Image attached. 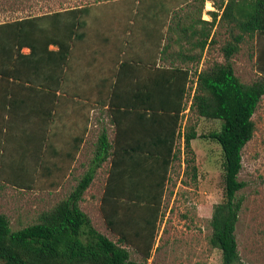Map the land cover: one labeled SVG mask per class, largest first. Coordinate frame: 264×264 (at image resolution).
I'll return each instance as SVG.
<instances>
[{"label":"crops","instance_id":"0c3cea01","mask_svg":"<svg viewBox=\"0 0 264 264\" xmlns=\"http://www.w3.org/2000/svg\"><path fill=\"white\" fill-rule=\"evenodd\" d=\"M147 1L150 0L142 3L146 5ZM192 1L186 4L192 6ZM136 5L132 6L135 13L120 18L117 23L114 18H94L97 32L91 35L88 30L85 39L75 43L66 79L64 70L58 71L57 67L47 70L45 67L40 68V82L0 81V155L5 157L13 152L12 146H29L31 151L38 146L44 178L56 193L66 194L69 181L72 185L78 182L74 181L78 176H73V171L79 168L82 173L85 159L93 153L84 177L93 166L100 137L106 134L114 157L108 158L96 171L91 185L97 172L103 169L101 209L106 217H113L118 222L122 219L124 225L120 226L125 229L121 230L130 232L142 231V228L140 224L131 226L126 221L131 218L141 220L144 216L143 210L128 212L127 200L131 194L154 200L162 194L160 184L165 175L164 161L169 156V145L161 139L165 134L173 133L175 124L174 113L161 110L151 113L149 109L145 113L144 108L153 105L176 108L180 101L166 97L147 101L138 86L146 83L155 66L188 69V95H195L199 74L206 68L202 59L191 58L202 54L194 44L202 41V31L207 27L205 22H209L205 16L211 12L206 7L207 0L205 11H202L204 17L201 14L178 19L159 18L151 13L143 15V4L137 2ZM180 35L183 36L179 38ZM49 50L57 51L58 48L51 45ZM23 53L28 55L29 52ZM125 61L132 65L122 67ZM235 74L239 78L236 71ZM115 89H118V98L113 104ZM262 100L264 120V96ZM189 102L187 110L180 115L179 137L171 155L162 200L166 199L173 184L174 170L183 164L177 144L182 134L185 135L182 133L185 131L183 118L191 111L193 101ZM257 112L258 109L254 121ZM24 135L31 138L29 142L23 139ZM153 152L161 155H152ZM90 193L91 187L80 202L81 209L87 200L96 201L92 195L88 196Z\"/></svg>","mask_w":264,"mask_h":264},{"label":"trees","instance_id":"16d2710c","mask_svg":"<svg viewBox=\"0 0 264 264\" xmlns=\"http://www.w3.org/2000/svg\"><path fill=\"white\" fill-rule=\"evenodd\" d=\"M96 1L88 0L70 9L0 25V79L31 81L26 77L24 66L33 70L31 75L36 78H39L40 68L54 70L57 67L64 70L71 55V43L73 40L82 41L86 37V32L78 31L86 27L87 23L83 17L89 15L90 6L96 4ZM144 1L146 0H138V3ZM186 2L189 0L177 3L171 0H152L151 6L154 4L156 6L154 9L145 10V15L151 13L152 16L159 18L178 19L202 14V9L196 8L187 13L183 10L185 14H182L180 11ZM204 4L205 0H202V5ZM209 14L212 21L205 22L207 27L202 31V41L198 40L194 44V47L201 49L202 54L200 57L191 58L192 60L201 61L206 46L212 42V29L208 28H214L219 17L220 21L228 18L239 33L233 37V42L223 48L226 62L214 64L199 74L191 110L196 111L201 118L222 122L220 131L200 136L220 144L224 158V200L214 207L210 244L220 250L222 264H242L236 226L243 205V199L238 198V194L246 187V183L240 181L239 175L243 169V151L256 132L253 116L264 96V80L252 85L244 84L235 74L232 59L239 53L240 45L246 37L264 35V0H229L222 15L218 12ZM48 24L58 28L46 32L43 27ZM176 26L181 28L179 24ZM51 45L58 47V50L50 51ZM24 48H29L31 53L23 54ZM130 65H132L130 62L125 61L122 67ZM188 85V69L155 66L146 83L138 86L139 92L147 101L164 97L180 100L176 108L170 105L144 108L145 113H148V109L151 113H158L160 110L168 114L174 113L175 124L173 133L165 134L161 139L169 145V156L164 161L165 175L160 184L162 194L158 200L140 199L135 194H131L128 199L133 204V208L129 207L128 211L143 210L144 218L141 220L131 218L126 222L130 225L138 221L142 231L121 230L125 229L121 227L124 225L122 219L118 222L107 216L109 228L118 237V242H114L93 226L90 217L80 207V202L90 187L96 171L108 158L114 157V154L110 153L108 136L104 134L99 139L91 169L70 196L52 209L44 211L37 223L13 230L8 217L0 214V264H148L155 245L165 181L172 163L171 155L179 137L180 115L186 109ZM117 91L118 89H115L113 92V104L118 98ZM198 137L195 129L185 134V149L188 153H193L192 141ZM23 139L29 142L31 138L24 135ZM21 155L29 160L23 161L22 164L30 162L40 164L36 153L30 152L28 155V152H21ZM152 155L161 154L153 152ZM193 171L196 177L197 168L194 167ZM139 186L140 184L138 188ZM126 246L135 248L141 254L143 262L133 261Z\"/></svg>","mask_w":264,"mask_h":264},{"label":"rangeland","instance_id":"374dc122","mask_svg":"<svg viewBox=\"0 0 264 264\" xmlns=\"http://www.w3.org/2000/svg\"><path fill=\"white\" fill-rule=\"evenodd\" d=\"M86 1L88 2V0H0V25L70 9L83 2L86 3ZM99 1L101 2L96 1V4L90 6L89 15L83 17L87 25L78 32L89 30L91 35L96 33L94 18H114L116 23L120 21V18H128L131 12L135 13L136 9H133L132 6H137L138 2V0ZM171 1L177 3L188 0ZM228 1L207 0L206 7L211 12H218L219 15H222ZM192 2V6L185 3L180 12L187 13L190 8L202 9V11L204 9L205 11L206 7L205 4L202 5V0H193ZM141 4L146 8L145 10L154 9L156 6L155 4L151 6L152 0L145 2L146 5ZM145 10H143V15H145ZM209 13L205 18L210 22L212 17ZM202 16L204 17V13ZM57 28V26L48 24L43 27V30L52 32ZM208 29H212V42L209 43L202 58L206 69L214 64L226 62L223 48L233 42V37L239 33L228 18L220 21L219 17L218 24L214 28ZM78 41L73 40L71 43L68 64L74 45ZM28 49L24 48L22 53L29 52L27 54H30L31 50L28 51ZM232 62L236 73L244 84L252 85L264 80V35L256 34L246 37L240 45L239 53L233 56ZM68 64L64 68V79H66ZM32 71L24 66L27 79L32 82L33 80L40 82L41 78L33 77ZM0 81H5V79H0ZM191 97L194 95H188L186 110L191 104L189 101H193V99L190 100ZM260 103L255 120L256 132L243 151V169L239 175L240 181L246 183V187L238 194V198L243 199V205L236 226V238L242 264H264V120L262 119V99ZM221 125V121L201 120L196 111L191 110L185 114L183 118L185 131L182 133L186 134L195 129L199 137L192 141V154L185 149V135L182 134L183 139L178 141V155L183 164L181 167L178 165L174 170L173 184L169 187L166 199L161 202V218L157 222L155 245L148 264H222L221 252L211 246L210 237L214 207L224 200L223 151L220 144L209 138L200 137L220 131ZM12 147L13 152L10 151L5 157L0 155V214L8 217L13 230H19L37 223L44 211L52 209L62 199L68 198L87 171V166L94 154L90 153L88 159H85V168L82 173L79 168H75L73 176L78 177H74V181L78 182L72 185L70 180L65 189L67 193L63 194L62 192L56 193V189L47 183V179L44 178L45 170L39 166L40 164L33 162L22 164L23 161L29 162V160L24 158L21 152H28V155L30 152L36 153L39 160L38 146L35 147V150L32 148V151L24 146ZM85 156L87 157L86 154ZM36 166L38 167L35 168ZM194 167L197 168L196 177H194ZM80 173L82 175L79 177ZM96 175L95 182L90 186L91 193L88 195H92L96 201L91 203L87 200L82 205V210L87 212L93 226L99 232L112 241L118 242L117 235L107 224L106 216L101 209L102 204L100 205L104 190L103 169L99 170ZM127 202L131 209L133 204L128 200ZM138 223L135 221L130 225L136 226ZM126 247L131 252L133 261L143 262L141 254L135 248Z\"/></svg>","mask_w":264,"mask_h":264}]
</instances>
